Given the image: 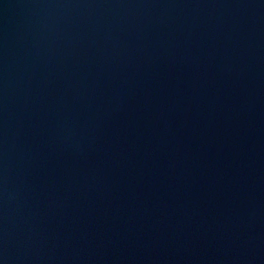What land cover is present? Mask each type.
Returning <instances> with one entry per match:
<instances>
[{"label":"water","instance_id":"95a60500","mask_svg":"<svg viewBox=\"0 0 264 264\" xmlns=\"http://www.w3.org/2000/svg\"><path fill=\"white\" fill-rule=\"evenodd\" d=\"M0 264H264V0H0Z\"/></svg>","mask_w":264,"mask_h":264}]
</instances>
